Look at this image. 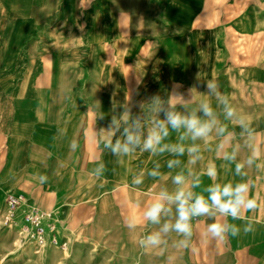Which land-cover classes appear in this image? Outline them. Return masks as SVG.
<instances>
[{"label":"crops","instance_id":"1","mask_svg":"<svg viewBox=\"0 0 264 264\" xmlns=\"http://www.w3.org/2000/svg\"><path fill=\"white\" fill-rule=\"evenodd\" d=\"M207 80L264 139V0H0L1 208L7 191L24 194L51 213L67 246L80 235L94 242L103 264H167L168 255L174 264H264V171L248 170L258 203L246 214L253 232L205 241L211 221L201 218L194 225L197 251L171 243L167 251H146L136 241L154 226L132 233L125 220L141 211L156 185L149 178L139 189L129 184L165 158L137 152L117 162L93 138V130L107 127L113 99L165 96L174 84L204 93ZM213 155L206 152L205 160ZM97 161L108 169L101 179L90 175ZM220 180L238 178L221 170ZM49 247L11 264H84V256ZM8 258L0 256V264H10Z\"/></svg>","mask_w":264,"mask_h":264},{"label":"clouds","instance_id":"2","mask_svg":"<svg viewBox=\"0 0 264 264\" xmlns=\"http://www.w3.org/2000/svg\"><path fill=\"white\" fill-rule=\"evenodd\" d=\"M205 87L204 93L195 85L184 92L182 85L174 84L165 96L154 94L136 102L126 99L122 104L113 99L107 127L93 130V138L117 162L137 152L165 158L163 166L157 159L151 169L133 174L129 184L139 189L149 178L156 185L141 211L125 220L132 233L141 225L154 226L136 241L146 251H167L169 243L176 250L197 251L194 225L201 218L211 221L202 234L205 241L223 242L255 230L246 215L258 208L248 170L264 171V139L214 80H207ZM78 147L75 140L69 145L72 151ZM206 152L213 153V158L205 160ZM107 170L97 161L90 175L101 179ZM221 170L238 180L221 182ZM205 178L211 182L205 184ZM168 180L170 186L160 183ZM229 218L243 224L231 223ZM174 262L175 257L168 255L167 264Z\"/></svg>","mask_w":264,"mask_h":264},{"label":"built area","instance_id":"3","mask_svg":"<svg viewBox=\"0 0 264 264\" xmlns=\"http://www.w3.org/2000/svg\"><path fill=\"white\" fill-rule=\"evenodd\" d=\"M2 205V225L16 229L23 242L34 243L38 248L51 244L66 249L67 240L58 238L51 213L29 202L24 194L7 191Z\"/></svg>","mask_w":264,"mask_h":264},{"label":"rangeland","instance_id":"4","mask_svg":"<svg viewBox=\"0 0 264 264\" xmlns=\"http://www.w3.org/2000/svg\"><path fill=\"white\" fill-rule=\"evenodd\" d=\"M3 204V203H2ZM59 238V237H58ZM74 238H70L68 246L66 250L60 249L59 247L55 248L61 252V254L66 256H84V264H103L102 259H98L97 251L98 246L92 242L84 240L83 236H77ZM84 243L92 246L91 249H84ZM78 246L75 248L74 246ZM49 246H53L48 244L46 247L38 248L34 243L23 242L16 229L8 226H3L1 223V203H0V256H8V261L10 264L15 262V257L23 255L26 258L31 256L44 255L46 249L50 248ZM55 247V246H54ZM112 259L111 257L108 258ZM15 264V263H14ZM108 264V263H104Z\"/></svg>","mask_w":264,"mask_h":264}]
</instances>
